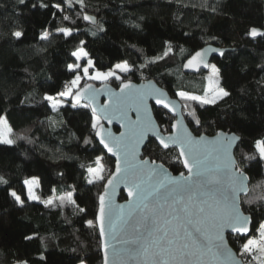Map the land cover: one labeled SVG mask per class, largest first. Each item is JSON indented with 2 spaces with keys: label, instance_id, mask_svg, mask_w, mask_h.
Listing matches in <instances>:
<instances>
[{
  "label": "trees",
  "instance_id": "trees-1",
  "mask_svg": "<svg viewBox=\"0 0 264 264\" xmlns=\"http://www.w3.org/2000/svg\"><path fill=\"white\" fill-rule=\"evenodd\" d=\"M32 3L37 0H29L27 7L17 0H0V115L7 117L13 129L10 138L15 141L11 146L0 145V177L8 181L0 184V264H80L82 259L86 264H101L97 228L85 221H95L98 196L113 160L94 138L89 108L73 109L67 101L53 111L44 94L55 96L73 78L75 73L67 65L75 61L71 52L80 40L85 41L97 69L127 61L132 71L118 73L124 82L153 79L173 97L176 91L202 95L205 89L209 70L186 75L181 70L185 59L205 45L229 49L212 63L219 70V88L230 95L203 107L183 100L182 111L193 134L234 132L240 137L237 158L242 151L254 153V141L264 138V71L260 67L264 66V37L251 40L247 33L252 27L264 28V0H85L83 11L78 4L67 8L68 21L59 13L54 19L48 10L33 9ZM85 13L95 17V25L84 22ZM65 26L79 29L74 31L75 39L65 40L55 33L57 27ZM45 28L52 33L47 41L39 39ZM14 30L23 31L24 36L17 40L11 35ZM213 36L216 39L210 40ZM166 48L171 51L164 56ZM157 56L163 58L139 67L146 57ZM105 82L115 88L120 84L113 79ZM192 109L201 118L199 129L188 115ZM161 111L153 107L157 122ZM25 134L28 139L18 138ZM84 137L91 143L85 145ZM97 155L104 157V179L89 184L86 169L95 167ZM177 155L172 149L164 157L173 174L183 171L181 164L172 162ZM143 157L160 162L161 151L153 139L145 145ZM245 172L249 191L240 199L241 209L258 227L264 221V200L259 199L264 197V164L252 161ZM30 177L40 181L37 201L27 198L23 182ZM9 187L22 195L23 207L8 195ZM67 192L73 193L85 213L67 200L61 204L58 198ZM50 197L53 204L45 206L43 201ZM254 234L253 228L250 235ZM25 236L33 239L25 240ZM227 239L234 251L239 248L231 243L232 236Z\"/></svg>",
  "mask_w": 264,
  "mask_h": 264
},
{
  "label": "snow or ice",
  "instance_id": "snow-or-ice-1",
  "mask_svg": "<svg viewBox=\"0 0 264 264\" xmlns=\"http://www.w3.org/2000/svg\"><path fill=\"white\" fill-rule=\"evenodd\" d=\"M19 5L28 6L29 0H17ZM78 4L81 11L86 8L85 0H37L31 7L48 10L52 17L57 18V13L63 16V20H70L67 8ZM55 9L56 11H51ZM215 11V7L212 9ZM83 20L95 23V17L88 14L83 15ZM72 23H75L73 20ZM139 27V25H136ZM103 31V26H101ZM74 31L79 29L70 27H57L55 33L62 34L65 40L75 39ZM11 35L17 40L24 36L21 30L12 31ZM52 33L45 28L40 40H49ZM247 35L251 38L264 36L257 28L249 29ZM215 40L216 37H210ZM167 45L168 42L166 41ZM85 41L80 40L79 45L71 55L75 58L69 63V72L75 73L62 91L53 95L44 94V99L50 101L53 111L65 107V104L57 97L68 101L67 106L76 108H89L91 106V128L95 131V137L99 144L108 153L115 157V172L103 185L105 192L99 195V211L95 221L86 220L88 227L99 226L101 240V251L103 253L102 264H115L114 257L119 254V249L113 241L120 244H137V248L128 249L130 254H140L148 257V264H264V221L256 227L253 224V217L245 215L240 206L241 194L247 195V182L249 176L245 169L250 168L251 162L264 164V138L254 141L251 150L241 152L240 157L233 152L238 147L240 137L236 133H227L218 130L215 136L208 137L204 133L193 135L185 125L184 120L178 118L176 103H170L166 93L149 82L147 86L140 88L131 83H126L118 73L132 71L127 61H122L110 66L107 71L97 69L94 61L86 51ZM132 47H135L134 45ZM171 51L166 48L164 56ZM183 51V49H181ZM209 53H217L223 57L225 50L209 46L197 51L184 64L185 68L192 71H200L201 67L209 68L215 81L209 77L210 83L219 84V70L215 64H209L207 56ZM162 56L147 58L145 64L139 67L143 69L151 63L162 59ZM86 60V63H81ZM264 71V66H260ZM81 69L83 77L77 72ZM90 69L94 71L90 72ZM87 80H108L120 81L119 92L105 88L104 92L109 96V103L97 108V97L101 95L99 89L93 88L90 84L80 85L81 79ZM75 89V90H74ZM177 97L185 101H194L202 107L215 105L218 99L230 95L229 91L220 87L214 91L212 99H208V92L203 97L191 95L185 91H177ZM153 99L161 109L159 122L153 117L148 109L147 101ZM84 101V102H82ZM187 108L188 105L183 106ZM134 111L135 119L129 112ZM99 113V114H98ZM171 114V115H169ZM188 115L195 122L196 128L202 126L201 118L192 109ZM51 119V118H49ZM107 120L111 124L113 119L121 121V127L126 131L114 136L110 131H100V120ZM167 121V126L161 130V126ZM13 132L5 115H0V145L11 146L15 141L10 138ZM151 133L161 151L160 162L152 157L139 158V145L145 136ZM19 139H28L27 135H21ZM84 144L91 143L89 137H84ZM174 148L179 149L177 156L173 158L174 163L182 164L185 171H179L173 175L165 166L164 157ZM103 156L95 157V167H88L89 173L87 182L94 184L103 180ZM62 176L63 173H60ZM95 177V179L90 178ZM8 181L0 177V184H7ZM27 189L28 200H39L34 194L33 186H39L37 177L24 180ZM123 183L127 190L129 203L127 211L125 205H115L110 198L105 205V195L115 194V188ZM55 193V189H53ZM8 195L15 203L23 207L25 204L22 195L17 191L8 189ZM61 204L65 200L75 205L80 213L86 209L80 207L73 200V193L67 192L58 198ZM259 199L264 200V197ZM45 206L53 204V198L43 201ZM252 203V200L246 201ZM250 225L252 226L250 228ZM107 228L108 241H105ZM135 233L132 239H122L119 233H127L128 229ZM255 234L250 235L252 229ZM232 237L231 243L239 244L235 251L229 247L230 241L226 238L225 232ZM25 240L33 239L32 236H25ZM109 248L112 250L113 259L109 258ZM41 260L45 259L43 255ZM20 264H27L22 261ZM80 264H86L81 260Z\"/></svg>",
  "mask_w": 264,
  "mask_h": 264
},
{
  "label": "water",
  "instance_id": "water-1",
  "mask_svg": "<svg viewBox=\"0 0 264 264\" xmlns=\"http://www.w3.org/2000/svg\"><path fill=\"white\" fill-rule=\"evenodd\" d=\"M85 23L89 24V25H95V23H89V22H86L84 21ZM260 32H264V28H257ZM260 37H264V36H258L256 38H251L249 37L251 40H256ZM209 46L211 47H214V48H217V49H223L225 50V53L229 51V49H225V48H219V47H215L213 45H205L203 46L202 48L198 49L197 51H202L206 48H208ZM197 51H195L193 54H191L187 59H185L181 65V70L184 74L186 75H198L200 73H206L209 68H204V67H201L200 68V71H192L191 69L189 68H185L184 67V64L187 62V60L189 58H191ZM217 58V59H220L222 58L221 56H219L217 53H209L208 56H207V61L209 64L212 63V61ZM149 82H151L152 84H154L157 88H159L161 91H163L164 93H166L167 95V99L170 103H176L178 104L179 106L181 107H178L177 109V112H178V118H181L184 120V123L185 125L188 127V125L186 124V121H185V118H184V115H183V111H182V104L181 102L176 98V97H173L171 96L168 91L166 89H164L163 87L159 86L155 80L153 79H144L140 82H131V81H126V83H131L132 85H134L135 87L137 88H140V87H143V86H147L149 84ZM86 84H90L92 85L93 88H96V89H99L101 91V95H99L97 97V102H96V105H93L97 108H101L103 107L106 103H109V96L104 92V89L105 88H109V89H112L113 91H116V92H119V86L117 88L113 87L112 85H110L109 83L107 82H103L99 85H96L95 83L93 82H88ZM84 102V101H82ZM147 106H148V109L149 111L151 112V114L153 115L154 117V114H153V107L157 108V109H161L159 106H157L155 104V101L153 99H149L147 101ZM90 111H91V106L89 107ZM163 110V109H162ZM166 111V110H164ZM99 114V113H98ZM129 115L135 119V113L134 111H130L129 112ZM171 115V114H169ZM155 118V117H154ZM100 131L102 133L104 132H108L110 131L114 136H119L121 132H124L126 131L125 128H122L121 127V121L119 119H113L111 124L108 123L107 120H104V119H101L100 120ZM114 128L117 130L115 131ZM189 131L190 128L188 127ZM192 132V131H191ZM228 133V132H227ZM195 135V134H193ZM208 136V135H207ZM215 136L212 135V136H208V137H213ZM94 138L96 140V142L99 144V140L95 137V131H94ZM149 139H153L155 142V137L151 134V133H148V135L145 136L144 140L141 142V144L139 145V158H146V157H143V149L145 147V145L147 144L148 140ZM239 142V141H238ZM237 142V144H238ZM157 144V143H156ZM99 146L103 149V146L99 144ZM177 153H179V149L178 148H174ZM235 149L236 147H234L233 149V152L235 153ZM104 153L110 157L112 160H113V169L111 171V173L109 174V176L106 178L105 183H107V180L111 177V174L115 172V157L112 156L110 153L107 152L106 149H103ZM182 165V164H181ZM183 167V165H182ZM170 171V170H169ZM183 171L186 172V170L183 168ZM171 172V171H170ZM172 173V172H171ZM173 174V173H172ZM173 175H177V174H173ZM249 191V180L247 182V193ZM105 192V189L103 187L101 193H104ZM100 193V194H101ZM99 194V195H100ZM121 194H123L124 196V200H120V196ZM243 196H246L244 194H241L240 196V199L241 197ZM112 199V201L114 202L115 205H125V211H127V204L129 203V198L127 196V190L125 188V185L123 183H120L116 188H115V194L112 195L111 194V186H109V194H106L105 195V205H106V210H107V203L109 201V199ZM241 206V204H240ZM99 211V196H98V201H97V211H96V215ZM245 214V213H244ZM96 215H95V218H96ZM245 215H248V214H245ZM97 228V232H98V235H99V226L97 225L96 226ZM250 228H251V225H250ZM120 236V238L122 239H132L135 235V233L131 230V228L128 229L127 233H119L118 234ZM225 236L227 238V236H231L227 231L225 232ZM108 236H107V228H106V236H105V241L107 242L108 241ZM99 241H100V255H101V264H102V257H103V253L101 251V240H100V235H99ZM113 243L115 244V246L120 250L119 251V254L117 256L114 257L115 259V264H148V261L149 259H151V257H148V256H145L142 252L140 254H130L128 249L130 248H137L138 245L137 244H120V243H116L115 241H113ZM229 247H231L229 245ZM232 248V247H231ZM109 258L110 260L113 259V256H112V250L111 248H109Z\"/></svg>",
  "mask_w": 264,
  "mask_h": 264
},
{
  "label": "rangeland",
  "instance_id": "rangeland-1",
  "mask_svg": "<svg viewBox=\"0 0 264 264\" xmlns=\"http://www.w3.org/2000/svg\"><path fill=\"white\" fill-rule=\"evenodd\" d=\"M81 63H86V60H82L81 61ZM118 63H120V62H118ZM117 64V63H116ZM211 64H214V63H211ZM108 70V69H107ZM107 70H104V71H107ZM77 72H79V74L81 75V77H83V72H82V70L81 69H77L76 70ZM92 71H94V69H90V72H92ZM75 75V74H74ZM209 77H211L212 78V80L213 81H215V77H213L212 76V74H211V72H210V69H209V73L205 76V89H204V92H203V94L202 95H199V96H201V97H203L204 95H205V91L207 90V92H208V96H207V98L208 99H212L213 98V95H214V91L215 90H217L218 88H219V86L216 84V83H210L209 82ZM109 80V79H108ZM71 81V80H70ZM83 81H86V82H88V81H91V82H100V83H103V82H105V81H107V80H104V81H100V80H87V79H81V81H80V84L83 82ZM68 85L71 87V85H70V83H68ZM77 87H79V85L77 86ZM75 90V89H74ZM177 92V91H176ZM175 92V93H176ZM189 94H191V95H196V94H192V93H189ZM175 97L181 102V104H182V99H180L179 97H177L176 95H175ZM57 99H59V100H61V102L62 103H64V104H67V100H65L64 98H60V97H57ZM218 100H220V99H218ZM51 102L49 101V104H50ZM88 175H89V173H88ZM105 175V169H104V167H103V176ZM30 178H32V177H30ZM30 178H28V179H30ZM90 178H93V179H95V177H90ZM26 187V186H25ZM36 188H37V186H33V190H34V194L36 195ZM26 193H27V189H26ZM27 198H28V196H27ZM30 201V200H29ZM31 201H37V200H31Z\"/></svg>",
  "mask_w": 264,
  "mask_h": 264
}]
</instances>
